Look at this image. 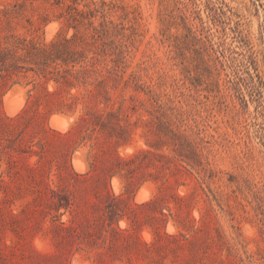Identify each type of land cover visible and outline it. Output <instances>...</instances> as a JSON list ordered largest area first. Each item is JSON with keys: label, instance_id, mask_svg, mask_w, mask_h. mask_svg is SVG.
<instances>
[{"label": "rangeland", "instance_id": "obj_1", "mask_svg": "<svg viewBox=\"0 0 264 264\" xmlns=\"http://www.w3.org/2000/svg\"><path fill=\"white\" fill-rule=\"evenodd\" d=\"M3 8L13 33L77 34L98 79L119 59L128 82L66 112L26 79L0 89V264H264V0Z\"/></svg>", "mask_w": 264, "mask_h": 264}, {"label": "trees", "instance_id": "obj_2", "mask_svg": "<svg viewBox=\"0 0 264 264\" xmlns=\"http://www.w3.org/2000/svg\"><path fill=\"white\" fill-rule=\"evenodd\" d=\"M16 12L13 8L0 9V89L11 86L20 79H26L28 84L33 85V89L41 91L46 97L44 111L66 112L73 109L74 100L80 97L88 100L100 93V89L106 95L108 92L105 87L108 84L116 90L125 88L128 81L123 77V65L119 59L113 60L111 66L104 68L107 76L98 79L95 75L99 71L97 66L101 60L96 55L86 54L83 48L78 47L80 37L77 34L71 38L63 36L47 42L20 36L11 31V18ZM3 30L4 34L1 33ZM77 65L79 68H76ZM49 82H53L52 89L47 88ZM135 83L136 87H140L137 80ZM77 85L87 87L86 91L80 96L70 94L68 99L62 97L63 89L68 90ZM32 97H35V93L29 91L28 99L31 100ZM86 104L88 106V102ZM122 106L119 105L116 111L107 112V115L117 117ZM85 114L96 119H101L103 115L88 108L84 114H80V118H84ZM120 129L124 130L122 126ZM134 157H138V154H132L130 159ZM132 171L133 169L127 168L126 173H122L125 178H129L127 187L131 183L129 174Z\"/></svg>", "mask_w": 264, "mask_h": 264}, {"label": "bare ground", "instance_id": "obj_3", "mask_svg": "<svg viewBox=\"0 0 264 264\" xmlns=\"http://www.w3.org/2000/svg\"><path fill=\"white\" fill-rule=\"evenodd\" d=\"M7 98H8V95H7ZM8 99H9V98H8ZM8 99H7V100H8ZM5 100H6V98H5ZM7 100H6V102H8ZM10 101H11V100H10ZM15 106H16V105H15ZM5 109H6V108H5ZM10 110H11V109H10ZM54 116H55V117H54ZM54 116L51 117L52 122H55L56 120H59V119H60V118L58 119V115H57V117H56V115H54ZM56 118H57V119H56ZM60 120H62V119H60ZM60 120H59V121H60ZM64 121H65V120H64ZM64 123H67V122H64ZM62 126H63V125H62ZM65 126H66V125H65Z\"/></svg>", "mask_w": 264, "mask_h": 264}]
</instances>
